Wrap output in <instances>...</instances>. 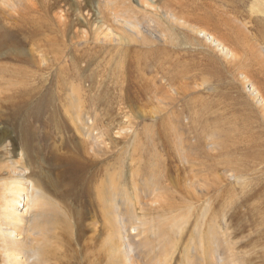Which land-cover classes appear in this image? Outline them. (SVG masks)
<instances>
[{
	"label": "rangeland",
	"instance_id": "1",
	"mask_svg": "<svg viewBox=\"0 0 264 264\" xmlns=\"http://www.w3.org/2000/svg\"><path fill=\"white\" fill-rule=\"evenodd\" d=\"M24 1L0 0V164L7 152L19 158L25 126L33 168L55 178L41 136L65 134L12 113L44 101L63 114L80 94L105 150L91 182L103 185L104 206L85 207L82 227L71 217V237L58 230L53 264H264V114L252 78L225 54L235 48L253 65L241 23L255 38L247 45L264 46V0ZM27 186L21 213L36 191ZM116 235L133 262L113 256Z\"/></svg>",
	"mask_w": 264,
	"mask_h": 264
},
{
	"label": "bare ground",
	"instance_id": "2",
	"mask_svg": "<svg viewBox=\"0 0 264 264\" xmlns=\"http://www.w3.org/2000/svg\"><path fill=\"white\" fill-rule=\"evenodd\" d=\"M24 3V0H19L18 3L10 4V6L21 7ZM140 3L144 7L152 5L150 2L145 0H140ZM20 10L19 12H21ZM165 14L167 15V13ZM177 14L178 13L174 14L173 21H179V23H181L183 18H185L186 20L184 21L185 23L182 22L183 24L191 22L188 16L186 18L184 15L182 16L181 13H179L178 15ZM195 14L196 13H194L193 15L195 16ZM195 17H198L199 20L201 18L199 16ZM260 22L264 25V19ZM135 26L136 25L132 22H130L128 25L131 30L134 29ZM193 26V24L190 25V27ZM241 27L245 29L243 30L245 37L247 35L250 36L249 39H246L244 37L245 40L243 42H245L244 47H246L247 51H250L252 53L254 62L252 63L253 65H250V67H248L245 65V63H242L241 61L245 60L242 58L240 59V57L238 58L236 54H233L235 48H232V50L225 49L224 47V49L226 50L225 54L237 59V62L240 63L239 67L241 68L240 70L243 71L245 79L251 80L252 78L251 81L254 82L253 84L257 91L255 96H257V98L260 100L262 112L264 114V83L262 84V80L257 78L258 73H260L261 70L260 72L256 73V71H259V69H262V72L264 70V46H262L263 44L260 45L258 43V40L249 42V44L247 45L248 41L255 38H251V35L248 34L250 32L248 26H246L244 23H241ZM135 29L137 30V28ZM135 29L132 30L134 33ZM193 29L196 31H202L200 28H197V30L195 26L193 27ZM139 33L140 31H138L137 34ZM221 46L223 47V45ZM237 51L240 53L241 50L239 49V47L237 48ZM258 52H260L262 55ZM236 65L238 67V64ZM253 67L256 68L254 69L255 72L253 70ZM77 97L78 103L76 106H79L77 107V109H72V107V111L71 109H68L72 105L66 106L65 113L70 111L71 115L70 117H68V119H63V122L56 119V116L65 115V113L63 112V114H61L58 111L59 109L57 108L51 110V107L43 106V104H45L44 101H42L41 105H38L37 107L33 106L34 108L30 107V105L28 106V104L26 103L25 105L21 106L25 108L18 109L12 113L13 118L17 119V121H20V123L24 124L25 120L29 119L30 121L35 120L38 122H35V124L33 125L43 123L44 125L49 126L52 129L53 133H61L65 135H56L50 137L46 132L43 131V136H41L42 139L46 142L44 151L47 155L46 159L50 162L51 170H55V178H52L49 175L47 176L45 174H42V172L40 173L33 168L32 162L34 161V163H37V154L36 156H33L28 149L29 145H31L32 143L29 140L30 135L27 134L28 130H25V126L23 128V131H25V135L22 138V148L24 149H21L19 158L15 156L13 157V154L11 152H7V155L5 154L6 156H4V158L7 159V162H3L0 164V166H2L0 174L1 172H3V174L5 173L3 177H0V181H2V179L4 178L10 179L9 183H5L6 187H4L3 189L1 185L3 182H0V248L2 251L6 252L5 255L9 258L7 264H53V260H50L49 254L56 253L57 257L59 253L58 250L63 247V244H61L62 242H60L59 239L60 236L58 230H61V232H63L64 235H66L68 238L71 237L73 235L71 229L72 225L70 222L71 217H78L77 219L79 220L77 221L80 223L79 226L82 227L84 221L88 216L86 210H89L88 208L85 210V207L90 204L94 205L95 203L98 204L99 208L101 206H104L103 185L101 186V184H99L95 189L94 185L91 184L92 180L95 179L94 171H102L103 168V155L101 152L105 150H103L104 145L103 141L101 140L102 136L98 133H95V130L99 129L97 127V125H99V123L97 124V121L100 119H97V115L95 114L93 117V113L91 115L88 109H86L87 107L85 108L83 106L81 94ZM74 99L77 98L75 97ZM91 116L95 119V121L91 122ZM70 123H73L71 127ZM76 126L77 128L75 129ZM102 128L103 127H101V129ZM69 133L73 134L70 135ZM73 137L79 139V142H76V140L73 141ZM5 138V133H0V145H5ZM79 144H81L82 147L84 145V147L80 148ZM40 146L42 148V145ZM260 160L264 161L263 151L261 152ZM230 170H234L235 178L240 177L238 176L239 171H235L233 167H230ZM28 181L32 183V186L34 187V189L36 188V191L35 194L32 193L31 200L27 203V209L25 210V212L21 213L18 210L21 206V198L23 195L27 194V198L30 195V193H28L27 191ZM57 200L64 204L63 209L60 204L56 202ZM73 200L78 202L79 204H82V209H80L79 207H75L73 204ZM91 219H93V216ZM103 223L99 225V229H103ZM4 226L9 229L5 231L6 228L4 229ZM117 229L119 231V228ZM111 246L116 249H114L115 254L113 252V256L117 260H121L124 262L128 251H126L125 253L122 251L123 244L121 243V236L119 239V237H117L116 235V238L111 241ZM132 260L133 258L130 256L129 260L127 261L133 262Z\"/></svg>",
	"mask_w": 264,
	"mask_h": 264
}]
</instances>
